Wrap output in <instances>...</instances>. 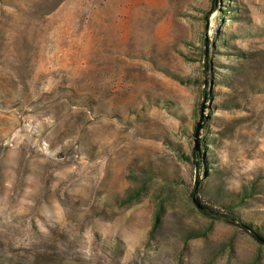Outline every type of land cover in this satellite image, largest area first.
I'll return each mask as SVG.
<instances>
[{"label": "rangeland", "instance_id": "obj_1", "mask_svg": "<svg viewBox=\"0 0 264 264\" xmlns=\"http://www.w3.org/2000/svg\"><path fill=\"white\" fill-rule=\"evenodd\" d=\"M196 188L264 235V0H0V264H264Z\"/></svg>", "mask_w": 264, "mask_h": 264}, {"label": "trees", "instance_id": "obj_2", "mask_svg": "<svg viewBox=\"0 0 264 264\" xmlns=\"http://www.w3.org/2000/svg\"><path fill=\"white\" fill-rule=\"evenodd\" d=\"M207 68H208V65L206 64V69ZM207 96L208 98L210 97L209 94H207V91H205V99H207ZM193 154L195 157L196 168L199 171L198 174H201V173L205 174L206 169L204 168V159L202 158L201 152H198L196 149H194ZM198 181H199V178H198ZM192 197H193V201L195 205L197 206V208L199 209L202 215H204L205 217L211 218L213 220L223 221L232 226H236L240 228L244 233L248 234L256 243H258L261 246H264V235H262L255 227L243 222L240 218H238L233 213L223 214L220 211H216L210 208L199 198V189L197 188L193 190Z\"/></svg>", "mask_w": 264, "mask_h": 264}, {"label": "water", "instance_id": "obj_3", "mask_svg": "<svg viewBox=\"0 0 264 264\" xmlns=\"http://www.w3.org/2000/svg\"><path fill=\"white\" fill-rule=\"evenodd\" d=\"M197 151H199V149H198V147H197V149H196Z\"/></svg>", "mask_w": 264, "mask_h": 264}]
</instances>
